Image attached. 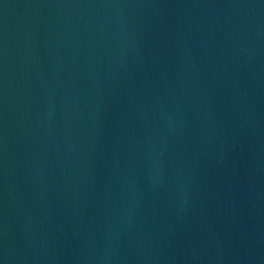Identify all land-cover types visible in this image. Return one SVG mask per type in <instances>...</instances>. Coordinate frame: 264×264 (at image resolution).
Segmentation results:
<instances>
[{
  "label": "water",
  "instance_id": "obj_1",
  "mask_svg": "<svg viewBox=\"0 0 264 264\" xmlns=\"http://www.w3.org/2000/svg\"><path fill=\"white\" fill-rule=\"evenodd\" d=\"M0 264H264V0H0Z\"/></svg>",
  "mask_w": 264,
  "mask_h": 264
}]
</instances>
